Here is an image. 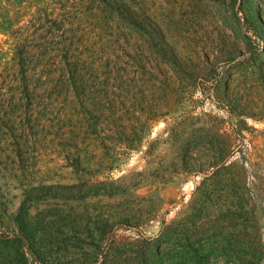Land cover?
I'll return each instance as SVG.
<instances>
[{"label":"rangeland","instance_id":"obj_1","mask_svg":"<svg viewBox=\"0 0 264 264\" xmlns=\"http://www.w3.org/2000/svg\"><path fill=\"white\" fill-rule=\"evenodd\" d=\"M104 1L61 17V116L0 165V264H264V0Z\"/></svg>","mask_w":264,"mask_h":264},{"label":"trees","instance_id":"obj_2","mask_svg":"<svg viewBox=\"0 0 264 264\" xmlns=\"http://www.w3.org/2000/svg\"><path fill=\"white\" fill-rule=\"evenodd\" d=\"M15 1L0 0V12L6 11L5 23H0V28L10 47L8 66L0 72V165L11 168L29 160L22 157L28 154L27 148L51 135L46 132L45 124L61 116L54 94L62 69L69 76L71 73V64L61 60L71 57L68 51L64 52L65 56L61 54L59 40L67 23L61 17L70 14L69 10L81 19L105 4L104 0H59L54 5L62 6L64 11L58 14L56 7H36L31 11V0H21L25 3L22 7H15ZM26 15L28 19L24 20ZM71 81L68 77L63 83L68 97L73 89ZM46 90H51L53 95L47 96ZM27 169L25 166L20 173L24 175ZM15 221V243L20 248L29 243L39 244L38 260L43 263L50 255L49 250L38 239L32 242L24 220Z\"/></svg>","mask_w":264,"mask_h":264}]
</instances>
